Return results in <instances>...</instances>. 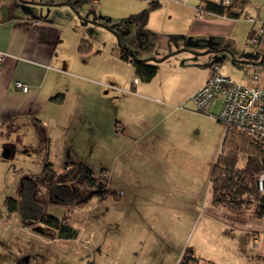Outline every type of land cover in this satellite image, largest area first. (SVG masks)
Wrapping results in <instances>:
<instances>
[{
	"label": "crops",
	"instance_id": "1",
	"mask_svg": "<svg viewBox=\"0 0 264 264\" xmlns=\"http://www.w3.org/2000/svg\"><path fill=\"white\" fill-rule=\"evenodd\" d=\"M149 3L101 0L95 5L91 0H0V52L4 54L0 63L1 158L35 156L42 169L49 164L57 176L64 173L65 166L80 163L96 176L91 154L95 156L100 151L98 156L108 158L113 152L110 143L116 142L124 160L119 175L128 179L123 174L140 163L146 183L152 184L145 183L138 190L128 179L123 184L128 194L118 199L115 191L108 188L109 183L114 186L118 181L110 170L107 177L104 174L106 189L114 193L115 200L110 195L103 199L89 197L93 190L90 192L85 186H77L79 202L88 198L84 203L58 204L46 199L44 213L62 220L76 236L61 239L58 231L49 226L32 227L34 236L28 237L32 246V254L27 256L30 264L37 262L33 257L38 256L37 250H45L47 238L57 243L62 259H84L90 255L96 257H92L93 261L100 258L103 239L99 240L98 219L103 216L104 207L100 205L113 201L126 212L123 228L128 233L121 248L113 239L108 241L105 261L147 264L148 251L144 249L142 233L147 221L144 210L151 207L149 193L155 191L156 179L181 176L183 167L190 165L187 151L179 146L183 139L179 134L181 116L190 114L204 119L184 101L204 85L214 63L219 65L222 75L234 77V82L253 85V74H258L259 84L264 82V0H232L231 12L236 18L207 11L198 13L205 3L218 5L220 0H158V7L149 13L144 26L130 24L128 18L143 12ZM255 30L262 31L258 44L248 40ZM83 42L90 46L87 53L78 51ZM119 46L129 49L138 60L158 67L151 81L138 80L134 68L116 57ZM15 82L26 85L28 92L16 90ZM181 103L185 109H179ZM116 105L121 107L116 113L118 117L105 112L106 107ZM177 113L179 117L175 116ZM173 116L176 118L172 119ZM222 127L221 142L225 134ZM220 150L221 143L215 161ZM199 164L203 167L201 161ZM168 171L165 178L160 177ZM40 173L21 177L16 194L7 196L2 206L6 199L18 201L23 180H33ZM182 179L171 186L176 192L186 185L187 178ZM37 193L39 196L41 191ZM211 205L216 208L212 211L218 215L222 211L225 218L233 220L224 224L226 228L250 236L257 249L250 258L249 251H239L233 264H264V214L258 218L254 207L236 212ZM107 214L108 210L104 212ZM4 219L6 216L0 215V222ZM166 264H170L169 260Z\"/></svg>",
	"mask_w": 264,
	"mask_h": 264
},
{
	"label": "rangeland",
	"instance_id": "2",
	"mask_svg": "<svg viewBox=\"0 0 264 264\" xmlns=\"http://www.w3.org/2000/svg\"><path fill=\"white\" fill-rule=\"evenodd\" d=\"M233 78L231 80H234ZM191 106L192 104L188 102L187 107L191 108ZM120 110L121 107L116 105L112 106V108L106 107L105 112L113 117H118L116 113ZM209 112L212 115L219 114L218 101ZM177 114L175 116L179 117L180 113ZM202 116L204 119L190 114L181 116L183 118L180 125L182 130L179 134L183 139L179 141V146L187 151V160L190 165L186 164L183 167L184 171L181 176H171L168 180L163 178L156 179L155 183H153L155 191L149 193L151 207L144 210L147 221H145L144 225L146 227L142 233L144 249L148 251L146 255L147 264H166L167 260H169L170 264H233L234 256L239 251L242 252L243 249L249 251L248 258L257 251L250 236L238 234L236 233L237 231L231 232L230 230L232 229L225 227V223H232L230 222L231 218H225L222 211L219 215L217 212L212 211V209L216 208L211 205L208 174L210 175L214 165L220 143L222 145L220 135L223 125L210 120L203 114ZM176 117L173 116L172 119ZM115 120L117 119L113 120V124ZM110 144L113 145V152H110V157H100L98 156L100 151H97L95 156L91 154V162L96 174H100L102 169L105 170V168L107 171L105 170L103 174H106V177L110 170L114 172L118 181L114 186L109 183L108 188L111 191H115L117 198L121 199L127 193L126 184H123L130 179L129 184L139 190L146 183L145 174L140 172L142 169L141 164L136 163L123 174L128 179L121 177V170L124 168L122 151H118L116 142H111ZM238 158V162L243 164L244 157L238 155ZM200 161L203 163V167L200 166ZM104 165H107V167ZM69 168L70 166H65V171ZM41 169V161L35 156L4 160L0 155V215L6 216V219L0 222V264H30V259L27 256L32 254V251L30 252V247L32 246L28 243V237L33 238L34 233L31 232V228L40 227L41 223L25 224L20 221V216L17 212L8 213L7 216L6 208L2 204L7 196L16 194L18 180L21 177L28 174L37 175ZM170 169L175 170L174 168ZM167 174H169V171L163 172V176L160 177L165 178ZM96 177L100 176L96 175ZM185 177L187 178L186 185L180 187L178 192H176L171 186L176 184V180L179 178L184 181L182 178ZM146 185L152 184L146 183ZM123 186L125 190H123ZM120 190H122V193ZM41 194L45 200H48L45 190L41 191ZM108 197L115 200L113 196ZM114 202L109 205L106 202H102L100 205L101 208L104 206L103 216L98 219V228H100L98 231L101 234L99 240L103 239L100 247L102 249L100 258L93 261V256L90 255L84 259L77 257L62 259L58 255V247L55 245L57 243H53L52 240L51 243L47 238L44 240V244H46V246L44 245L45 250H37L38 256H33L37 262L33 264H44V261L45 264H87V261H93V264H107L105 261V248L108 241L113 239L115 244L121 248L123 247L124 236L128 233V229L123 228L126 212H123L121 204L116 206ZM112 204L113 206H111ZM106 210H108V214L105 216L104 212ZM191 214L192 218H190ZM4 230L7 232L3 233ZM231 235L233 239H231ZM125 239L127 240V238ZM236 245L238 248L237 252L235 251ZM251 250L253 252H250Z\"/></svg>",
	"mask_w": 264,
	"mask_h": 264
},
{
	"label": "trees",
	"instance_id": "3",
	"mask_svg": "<svg viewBox=\"0 0 264 264\" xmlns=\"http://www.w3.org/2000/svg\"><path fill=\"white\" fill-rule=\"evenodd\" d=\"M158 4L150 2L148 7L140 14L130 16L128 22L136 26L146 24L149 13L156 9ZM203 11H207L227 18H236L237 15L231 12V4L222 7L219 4L205 3ZM90 50L89 44L85 42L79 45L78 51L87 53ZM117 58L129 63L134 68L135 77L141 82L147 83L156 75L158 67L150 65L135 58L133 53L119 46L114 53ZM136 79V80H137ZM238 155L244 157V163H239ZM100 177L87 169L83 164H71L70 168L63 174L57 176L49 164L43 166L42 172L33 180H23V190L19 193V200L6 199L5 208L8 213L17 212L24 223L40 222L58 231L59 238L73 239L76 232L64 226L59 219L48 216L44 213V196L37 192L46 191L48 200L58 204H72L79 202L80 192L77 186H85L92 189L91 196L105 198L114 193L106 189V177ZM264 172V150L254 147L249 138L228 129L221 145V150L216 158L215 164L210 173V197L214 206H223L232 211H241L254 207L256 216L264 214V197H261L255 189V178ZM38 196H36V195ZM84 201L79 202L84 203Z\"/></svg>",
	"mask_w": 264,
	"mask_h": 264
},
{
	"label": "built area",
	"instance_id": "4",
	"mask_svg": "<svg viewBox=\"0 0 264 264\" xmlns=\"http://www.w3.org/2000/svg\"><path fill=\"white\" fill-rule=\"evenodd\" d=\"M97 5L101 0H91ZM157 2L158 0H148ZM232 0H220L219 5L227 7ZM198 13L203 14L202 8ZM254 22L255 19L248 18ZM261 30L252 31L249 41L258 44ZM4 54L0 52V63ZM253 85H245L232 81L220 73L219 65L214 63L210 67V74L204 85L194 92L186 101L192 104L193 110L210 119L220 122L225 132L230 128L235 132L249 138L254 147L264 150V82L259 84L258 74L251 76ZM137 83V80H134ZM14 88L23 93L28 92V87L21 82H15ZM219 103V114H210V109ZM179 109H185L184 104ZM255 189L261 197H264V172L255 178ZM25 229V228H24Z\"/></svg>",
	"mask_w": 264,
	"mask_h": 264
}]
</instances>
